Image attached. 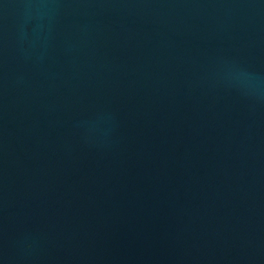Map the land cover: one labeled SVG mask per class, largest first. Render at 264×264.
<instances>
[{"label": "water", "instance_id": "obj_1", "mask_svg": "<svg viewBox=\"0 0 264 264\" xmlns=\"http://www.w3.org/2000/svg\"><path fill=\"white\" fill-rule=\"evenodd\" d=\"M0 264H264V0H0Z\"/></svg>", "mask_w": 264, "mask_h": 264}]
</instances>
